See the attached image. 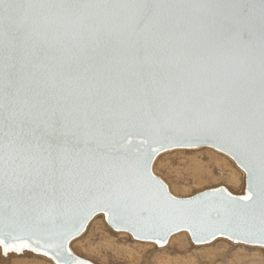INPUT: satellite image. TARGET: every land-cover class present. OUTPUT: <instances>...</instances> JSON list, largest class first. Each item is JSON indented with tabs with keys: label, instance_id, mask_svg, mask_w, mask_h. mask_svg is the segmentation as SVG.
Here are the masks:
<instances>
[{
	"label": "snow or ice",
	"instance_id": "6c2138e0",
	"mask_svg": "<svg viewBox=\"0 0 264 264\" xmlns=\"http://www.w3.org/2000/svg\"><path fill=\"white\" fill-rule=\"evenodd\" d=\"M200 148L240 192L170 191L158 158ZM97 218L264 251V0H0V256L89 264Z\"/></svg>",
	"mask_w": 264,
	"mask_h": 264
},
{
	"label": "bare ground",
	"instance_id": "6f19581e",
	"mask_svg": "<svg viewBox=\"0 0 264 264\" xmlns=\"http://www.w3.org/2000/svg\"><path fill=\"white\" fill-rule=\"evenodd\" d=\"M163 169L168 173L165 171L163 175ZM156 173L169 182L170 191L178 197L192 190L198 193L209 186L208 183L224 184L235 192H240L243 186V175L232 161L209 148L163 154L158 158ZM88 233L91 237L86 235L89 236L86 240L84 235L74 249L90 264H264V251L238 249L224 240L213 246L197 247L187 233L172 236L163 248L134 241L129 233L115 232L99 218L89 224ZM0 264H46V261H20L15 256H0Z\"/></svg>",
	"mask_w": 264,
	"mask_h": 264
},
{
	"label": "rangeland",
	"instance_id": "374dc122",
	"mask_svg": "<svg viewBox=\"0 0 264 264\" xmlns=\"http://www.w3.org/2000/svg\"><path fill=\"white\" fill-rule=\"evenodd\" d=\"M163 171H164V172H163V175H165V171H166V170L163 169ZM166 173H168V172L166 171ZM161 176H162V175H161ZM161 176H160V177H161ZM161 178L163 179V177H161ZM165 182L169 184V182H168L166 179H165ZM208 185H209V186H206L205 189L214 187V184H209V183H208ZM215 186H216V185H215ZM205 189H204V190H205ZM199 191H202V190H199ZM199 191H198V192H199ZM233 192H235V190H234ZM236 192H237V191H236ZM182 193H184V192H182ZM196 193H197V191L195 192V191L192 190V191H190L188 194H186V195L183 196V197L192 196V195H194V194H196ZM189 194H190V195H189ZM109 228H110V227H109ZM110 229H111V228H110ZM111 230H112V229H111ZM115 232H116V231H115ZM118 233H121V232H118ZM84 235H85V236H86V235H89V236H90L91 234H90V233L87 234V231H86V233H85ZM129 235H130V234H129ZM89 236H86V240L89 239ZM130 236H131V235H130ZM90 237H91V236H90ZM131 237H132V236H131ZM133 240H134V241H138V240H136V239H133ZM138 242H141V241H138ZM148 243H149V242H148ZM152 244H153V243H152Z\"/></svg>",
	"mask_w": 264,
	"mask_h": 264
},
{
	"label": "water",
	"instance_id": "95a60500",
	"mask_svg": "<svg viewBox=\"0 0 264 264\" xmlns=\"http://www.w3.org/2000/svg\"><path fill=\"white\" fill-rule=\"evenodd\" d=\"M131 235V234H130ZM134 238V237H133ZM135 239V238H134ZM89 264H90V262H89Z\"/></svg>",
	"mask_w": 264,
	"mask_h": 264
}]
</instances>
